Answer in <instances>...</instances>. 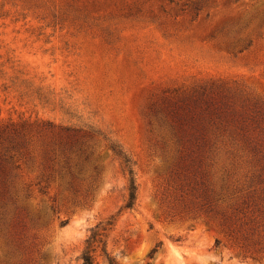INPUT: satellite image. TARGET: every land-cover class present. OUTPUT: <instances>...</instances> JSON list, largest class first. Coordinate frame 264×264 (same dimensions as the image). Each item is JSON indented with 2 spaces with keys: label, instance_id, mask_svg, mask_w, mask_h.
I'll use <instances>...</instances> for the list:
<instances>
[{
  "label": "rangeland",
  "instance_id": "1",
  "mask_svg": "<svg viewBox=\"0 0 264 264\" xmlns=\"http://www.w3.org/2000/svg\"><path fill=\"white\" fill-rule=\"evenodd\" d=\"M109 217L118 264H264V0H0V264Z\"/></svg>",
  "mask_w": 264,
  "mask_h": 264
},
{
  "label": "trees",
  "instance_id": "2",
  "mask_svg": "<svg viewBox=\"0 0 264 264\" xmlns=\"http://www.w3.org/2000/svg\"><path fill=\"white\" fill-rule=\"evenodd\" d=\"M112 150L114 155L120 160L122 169L127 175V195L120 210L131 211L134 208L137 199V186L132 165L129 159L122 154L117 147L113 145ZM112 222L113 217H109L104 222L96 224L89 230V234L84 240V247L80 254L81 264H95L92 254L96 250L99 252V256L102 258L104 264H118L117 259L107 252L105 242L102 240L104 232ZM155 249L152 252H155Z\"/></svg>",
  "mask_w": 264,
  "mask_h": 264
}]
</instances>
